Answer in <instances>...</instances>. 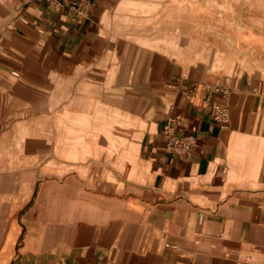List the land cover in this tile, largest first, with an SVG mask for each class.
<instances>
[{
	"label": "crops",
	"instance_id": "0c3cea01",
	"mask_svg": "<svg viewBox=\"0 0 264 264\" xmlns=\"http://www.w3.org/2000/svg\"><path fill=\"white\" fill-rule=\"evenodd\" d=\"M28 4L59 79L0 114V264H264V0Z\"/></svg>",
	"mask_w": 264,
	"mask_h": 264
},
{
	"label": "rangeland",
	"instance_id": "374dc122",
	"mask_svg": "<svg viewBox=\"0 0 264 264\" xmlns=\"http://www.w3.org/2000/svg\"><path fill=\"white\" fill-rule=\"evenodd\" d=\"M29 6L27 0H0V114L13 109L17 92L24 89L16 80L42 86L47 79H59L49 70L59 64V56L50 51V43L39 29H26L24 17ZM256 57L264 63L263 53Z\"/></svg>",
	"mask_w": 264,
	"mask_h": 264
},
{
	"label": "built area",
	"instance_id": "2783aa9c",
	"mask_svg": "<svg viewBox=\"0 0 264 264\" xmlns=\"http://www.w3.org/2000/svg\"><path fill=\"white\" fill-rule=\"evenodd\" d=\"M35 0H27V2H33ZM217 90L219 87L216 88ZM216 119L220 122H226L228 119V114L226 109L217 107L216 111ZM172 126L170 124H167L164 129V138L167 145V148L169 151L173 152H185L189 151L192 148V137L184 136V137H176L172 133Z\"/></svg>",
	"mask_w": 264,
	"mask_h": 264
},
{
	"label": "bare ground",
	"instance_id": "6f19581e",
	"mask_svg": "<svg viewBox=\"0 0 264 264\" xmlns=\"http://www.w3.org/2000/svg\"><path fill=\"white\" fill-rule=\"evenodd\" d=\"M134 10V9H133Z\"/></svg>",
	"mask_w": 264,
	"mask_h": 264
}]
</instances>
